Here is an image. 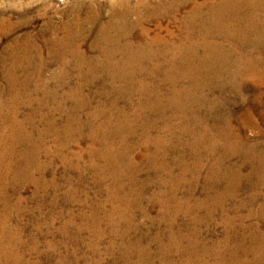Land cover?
I'll list each match as a JSON object with an SVG mask.
<instances>
[{
  "label": "bare ground",
  "instance_id": "1",
  "mask_svg": "<svg viewBox=\"0 0 264 264\" xmlns=\"http://www.w3.org/2000/svg\"><path fill=\"white\" fill-rule=\"evenodd\" d=\"M148 1L135 7L126 0H120L111 7L109 5L111 13L105 21L103 12L91 4L92 8L86 11V18L83 21L78 19V22H74V30H70L65 38L56 40L54 52L59 71L51 75L50 79L55 81L53 88H50L49 80H45L49 64L41 59L34 61L30 57L22 60L20 56L21 60L18 59L17 43L11 45L5 57L12 60L9 66L15 70L14 74L9 70L13 75L11 78L8 76L12 100L4 101L0 95V121L6 123L5 127L0 125V130L4 131L0 138V198L7 206L9 194L18 196V192L33 186V198L44 203L49 192L56 190L58 185L56 182L48 183L46 167L42 166L39 159L45 154H52L68 163L64 152H68L75 138L82 137L83 129L87 127L89 132L86 135L92 141L89 152L93 156L100 155V160L93 161L89 167L96 178L95 195L93 198L88 195L85 199V202L92 203V213L86 216L94 227L92 241L88 243L91 253L98 256L99 240L108 233L100 227L102 218L98 214L105 211L104 204L111 203L114 206L121 187L123 189L129 185L130 189L123 199L125 207H114L110 213H103L104 222L110 226L115 237L122 239L124 246L119 251L123 262L154 264L156 256L151 255L150 245H142L148 237L142 235L136 240L128 238L134 231L142 229L140 224L134 223L135 209H139L143 218H150L148 209L142 203L145 192L151 186H156L159 191L148 199L150 205L158 204L162 210L159 219L153 221L159 226V234L154 241L162 243L157 252L160 253V264H171L168 256L173 248L179 256L186 253L188 257L192 256L185 260L180 256V262L195 264L199 256L195 253L199 243L196 237L201 234L198 226H208L219 213L226 233L221 240V247L216 244L203 246L205 256L214 257V264H264V231H261L264 225V201H261L264 150L246 145L245 138L236 135L232 125L236 115L234 106L246 104L247 82L254 80L264 83V0H208L205 4L187 0L192 4L183 17L179 15L187 4L186 0H159L153 7L149 6ZM165 19L178 23L180 34L167 28L166 34H163L162 20ZM153 21L158 30L155 33L146 26ZM82 25L87 28L84 30ZM91 31L95 36L91 46L95 53L86 56L82 44L87 41ZM68 56L78 58L75 69L81 76L75 90L68 96L73 108L67 113L60 106L52 109L44 117L46 131L34 136L35 118L42 116L44 103L38 102L39 108L25 117L21 115L20 109L22 105L26 106V102L20 104L19 94L22 91L18 94L16 88L20 84L17 72L26 71L27 78L23 84L26 91L31 90L33 84L36 91H45L54 100L57 87L64 81L65 67L69 65ZM6 58H3L4 61ZM60 63L63 64L62 68ZM101 75L107 82L117 85L113 90L105 88L104 84L101 86L99 93L105 97L104 106L90 111L84 119L80 112L90 108L93 99L91 95H84L83 90L88 83L98 81L96 78ZM261 88L257 89L258 92ZM136 96L139 106L135 114L130 115L127 110L134 104ZM233 97L240 100H234ZM254 100L256 105L252 106L251 102L252 105L243 111L248 112L251 119L259 112L264 121L262 94H255ZM121 101L125 102L124 107H120ZM28 104H32L31 100ZM257 105L260 109H257ZM57 113L66 115L68 123L63 130L56 125L54 114ZM136 124H140L143 130L146 150L154 148L152 154L141 156L146 162L147 171L154 174L148 175L137 189L135 186H138L140 170L133 160L135 145L130 142V138L136 135ZM49 132L55 133V150L44 143V135ZM174 138L183 149L188 150V154H172L168 143ZM18 147L21 148V154L18 153ZM187 157L192 160L191 165L184 163ZM236 157L243 160L244 166L233 161ZM168 158L171 163L166 161ZM206 161L211 163L207 164L209 173L202 185L206 191L205 198L191 204ZM243 167L250 169V172L245 175ZM177 168H180V176L175 173ZM187 174H190L191 179H186ZM10 175L13 176V183L5 181ZM164 175L167 178H163ZM251 179V185L243 189V182ZM108 180H111V184L103 189ZM179 192L188 198L180 199ZM243 192L247 200L241 201L239 198ZM101 195H107L106 200L101 202ZM21 201L19 198V205ZM256 206L258 209H254ZM202 209H207L204 219L199 215ZM243 209H248L249 213L242 214ZM10 210L3 215L5 218L15 212ZM181 213L194 214V218L191 217L193 237L179 235V229L175 231L177 224L174 219ZM251 220L256 222L251 223ZM72 221L67 222L64 231ZM3 222L2 219L0 264H29L15 252L13 238L9 244L2 242L7 232ZM164 223L170 228L162 233L161 226ZM84 230L85 227L78 228L76 233L80 234ZM163 235L169 245L160 240ZM76 236L78 238L79 235ZM185 241L189 244L183 246ZM115 249L114 244L108 248L110 252ZM134 254L137 262L132 261ZM61 263L65 264V260L62 259ZM200 263L210 264L207 259Z\"/></svg>",
  "mask_w": 264,
  "mask_h": 264
},
{
  "label": "rangeland",
  "instance_id": "2",
  "mask_svg": "<svg viewBox=\"0 0 264 264\" xmlns=\"http://www.w3.org/2000/svg\"><path fill=\"white\" fill-rule=\"evenodd\" d=\"M119 1L120 0H0V95L4 101L10 102L12 100V95L8 89V76L11 78V76L14 74L13 71L15 70L10 68L11 65L9 66V64H12V60L6 58L5 56L13 44L17 43L19 50L17 55L18 59H20V56H22V60L26 57H30L31 59L34 58V61H39L41 59L49 64V69H47L45 73V80H49L50 88H53V86H55V81L50 79L51 75L56 71H59V62L56 61V54L54 52L56 40L65 38L70 30H74V22H78V19H82L83 21L87 16L86 11L89 7L100 9L103 12V18L105 21L110 17L111 11L109 8L111 6L117 5ZM126 1H129L130 5L135 7L138 6L139 3L143 1L146 2L147 0ZM158 1L159 0H150V2L148 1L150 4L149 6L153 7ZM196 1L200 4H205L208 0ZM91 4L95 5H92L91 7ZM191 4L192 3H190V1H187V4L185 7H183L179 17H183L186 14V12L190 9ZM162 22L163 34H166V28L176 34H180V25L178 23L169 19L162 20ZM82 26L84 27V30L87 28L84 25ZM146 26L150 28L152 33L158 31L156 30V23L154 21L153 23H148ZM94 38V33L91 31L86 39L87 41L85 40L86 42H83L82 44V49L87 54L86 56H92L95 53L91 48ZM31 55H34L35 57ZM3 58H6V60L4 61ZM67 60L69 61V65H66L65 67L66 73L63 76L64 81L62 82L61 86L57 87V97L54 100L50 94H45V91H36L33 84L30 86L31 90L26 91V89L23 87V84L27 78L26 71L18 70L17 72V76L19 78L18 82H20V84L19 86L17 84L16 88L18 89V94L22 91L19 94L20 104H24V102H26V106L24 104L20 109L22 112L21 115L25 117L35 108H39V103L42 101V103H44V106H42L43 108H41L42 116L38 115L35 118L34 124L36 125L35 128L37 131L35 130L33 133L34 136H37L39 132L46 131L47 122L44 117H46L50 111H52V109L60 106L64 108L66 110L65 113H67L73 108V104L71 100H69L68 96L73 90H75L76 86L81 80L79 72L75 69V64L76 62H79V60L78 58L72 56H68ZM62 65L63 64L60 63L61 68L63 67ZM85 69L86 67H84V70ZM9 70H11L13 74H11V71ZM96 79L98 81L95 83H88V86H86L83 90L84 95H91L93 99L92 106L80 112V115H83L84 119L87 118V115L90 111L104 106L105 97H102V95L99 93L101 86L104 84L105 88L113 90L117 85L113 84L112 82H107L106 78L102 75ZM247 84V90L245 92L247 93L245 96L246 104H237L234 106L236 115L232 120V125L236 135L245 138L244 142L247 143L246 145L256 146L258 150L263 151V118L260 116L259 112H256L255 117L251 119L249 113H245L243 110L244 108L245 110L248 109L249 105H252V103V106L256 105L254 103L255 94L257 95L259 92L262 94L264 100V83H260V81L255 82L254 80H249ZM58 85H60V83H58ZM260 87H262L261 91L258 92L257 89ZM233 99L237 101L240 100L237 97H233ZM29 100L32 102L31 105L28 104ZM125 105L126 104L124 101L120 102V107H124ZM138 106L139 99L136 96L134 97V104H132V107L127 110L128 113L130 115L135 114ZM257 109H260L258 105ZM54 118L56 120V125H58L60 130H63L64 125L68 123L66 120V115L57 113L54 114ZM3 123L1 122L0 125L5 127L6 123ZM27 126H29V124ZM88 132V128L84 127L81 134L82 137L75 138L74 140L77 142L75 141L70 146L68 152H64L68 157V163L60 160L58 157H53L52 154H45L39 159V162L42 164V166L46 167L45 177L48 183L52 184L56 182L58 185L56 190H51L49 192L48 198L46 201H44V203L33 198L35 191L33 186H29L28 188L21 190L18 192V196L9 194L10 199L7 206L0 198V221H2V219L4 220L3 223L7 230L5 236L2 238V242L4 244H9L10 239L13 238L15 242L12 244H14L13 248L15 252L23 256L29 264H62V259L65 260V264H97L98 262L100 264H126V262L121 260V253L119 251L122 246H124L121 241L122 239H120L119 236L115 237V235L111 233L110 226L104 222L103 213H110L114 207H119L121 209L122 207H125V205H123L125 203L123 199L126 198L125 195L128 192V188L130 189L129 185H126V187L124 186L123 189L121 187L120 195H118L120 198L118 199L117 197V200H120L118 203L116 200L114 206L111 203L104 204L105 211H103L102 214H98V216L102 218H100L102 222L100 227L104 231L108 232L99 240L98 256L91 253L90 249L88 248V243L92 241L94 227L92 226L93 222L88 221L87 219V217H89L92 213V207L90 206L92 203L85 202V199L88 197V195L90 198H93L97 188L95 185V175L91 170H89V167L90 164H93V161L98 162V160H100L99 154H97V156H93L92 153L89 152L92 141L86 135ZM3 134L4 131L0 130V138ZM117 140L119 142V139ZM130 142L135 145L132 150L133 160L135 161V164L139 166L140 170L137 178L138 186L136 187L134 184L135 188L137 189L141 182L147 180L148 175L154 174L150 171H147L146 162L145 160L141 159L142 154H152L154 148L150 147L146 150L145 144L143 145V142L145 143V137L140 124H136V135L135 137L130 138ZM44 143L47 147L55 150L57 146L55 133L49 132L44 135ZM168 144L172 154L189 153L187 149H183V147L180 145V142L176 138H174ZM20 151L21 148L18 147V153H20ZM188 157L190 158L189 155ZM188 157L184 160V163L191 165L193 162ZM166 161L168 163L172 162L170 158H168ZM233 161L237 165L244 166L242 164L243 160L240 157L234 158ZM204 163L206 167L201 174V181L198 184L197 192L192 197L191 204H196L198 200H203L205 198L206 191L202 185L204 178L208 176L207 174L209 173L207 164L209 165L211 161H206ZM249 172L250 169L243 167V173L245 175ZM125 173L128 176V173ZM175 173L176 175L180 176V168H177ZM36 175L38 178H40L38 174ZM185 177L187 180L191 179L190 174H187ZM163 178H167V176L164 175ZM13 180V176L10 175L5 181L8 183H13ZM42 182L46 183V181ZM252 182V179L250 181L243 182V189L249 187ZM106 183L107 184H105L106 186L103 189L111 184V180L106 181ZM184 187L187 189L186 185H184ZM157 191H159V189L156 186H151L145 192L146 195L144 196L142 205H145L148 209L150 218L148 220L143 218V215L141 212H139V209H135L134 223L136 225L140 224L142 229L140 231H134L128 238L129 240H136L138 237H142V235L147 236L148 238L142 242V245L144 247H149L150 245L151 255L156 256L154 258L155 262L153 261L154 264H160V253L157 252L159 251L161 242L158 241L157 243L154 241L157 234H159V226L157 222L153 221L159 219L162 210L161 206L158 204L154 206L150 205L148 198L152 197L153 194H156ZM261 194V201H264V189L262 190ZM135 196L137 197V194H135ZM178 196L180 199H184L186 197L188 198L186 194H181V192H179ZM246 196L247 195L243 192L239 199L241 201L247 200ZM19 198L22 199L20 205L18 203ZM106 198L107 195H101V202L106 200ZM54 201L56 203H54ZM15 207L19 208L15 209ZM9 209L14 210L15 212H13L11 216L5 218L3 215L7 211L9 212ZM254 209H258V206H256ZM206 210L207 209H202L199 212L200 218L204 219L203 215H206ZM241 213L247 215L249 210L243 209ZM217 215L218 216L216 219L214 221L211 220L212 222H210L208 226L206 224L203 226H198L201 230V234L196 237V240L199 241V243L196 246L195 253L196 256H199L197 257L198 261L195 262V264H201L200 261L204 262L205 259H207L208 263L210 262V264L215 263V260L213 259L214 257L205 256L203 252V246H213V244H216L217 246L221 247V240L225 236L226 228L222 222V216L220 213ZM191 217L194 218V214L181 213L180 216L174 219L177 221H174L175 225L177 224L176 226L174 225L175 231L178 232L179 229V235H183L184 237L189 235L192 236L191 233L194 227L191 226ZM70 220H73L72 223L69 224L70 226L66 229V231H64V226L68 224L67 222ZM250 222L255 223L256 220H251ZM189 225L191 227L186 228ZM84 227L86 230L81 231L80 234L76 233L78 228ZM161 227L163 229L162 233H165L166 228H170V226L165 225V223ZM261 229V231H264V225ZM76 235H79L78 238ZM160 240L165 244H170L167 243L169 241L166 239L165 235H163L162 239ZM113 244L115 245L116 249L115 251L110 252L108 248ZM188 244V241L183 242V246ZM180 256L173 248L170 256H168V262H171V264H173V262L183 264V261L180 262ZM190 257L192 256L190 255L188 257L187 253L183 256L184 260ZM132 261L137 262L136 254H134L132 257Z\"/></svg>",
  "mask_w": 264,
  "mask_h": 264
}]
</instances>
